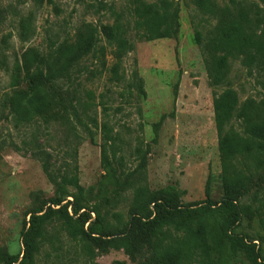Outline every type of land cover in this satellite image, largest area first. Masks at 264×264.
I'll use <instances>...</instances> for the list:
<instances>
[{
	"label": "rangeland",
	"instance_id": "374dc122",
	"mask_svg": "<svg viewBox=\"0 0 264 264\" xmlns=\"http://www.w3.org/2000/svg\"><path fill=\"white\" fill-rule=\"evenodd\" d=\"M115 9H126L127 0H109ZM180 6V29L177 38L155 40L133 36L135 47L122 58L121 82H111L108 71L92 56L82 61L79 81L83 98L95 103V114L103 121V99L109 109L108 121L116 139V156L110 151V168L124 184L117 194L116 184L105 180L102 164V133L96 131L92 142L88 134L78 127V136L68 126L54 121L50 125L42 119L30 124H17L9 107L4 104L7 91H11V69L22 60L27 48L46 51L49 35L62 38L83 22L95 25L114 20L108 12H97L89 6L91 0H0V59L7 65L0 68V251L10 255L22 254L23 232L28 226L31 211L50 205L55 185L43 170L42 162L33 152L44 150L51 153L54 169L64 170L68 151L78 148L80 183L94 186V191L81 202V212L91 218L85 224L89 228L96 219L90 209L100 206L104 223L113 226L125 223L129 218V206L134 187L138 185L158 189L175 185L181 193L183 204L200 202V205L219 202L223 198L222 168L218 149L213 99L225 86L211 84L200 48L195 40L194 25L200 23L206 31L208 23L190 0H176ZM259 2L258 0H253ZM228 5L231 0H217ZM263 7L264 13V5ZM32 16L34 34L28 40L20 38L21 21ZM264 29V24L262 25ZM105 45L107 65L114 62L113 48ZM229 86L235 88L240 100L262 96L257 78L248 73L238 56L229 58ZM137 71L143 79L144 94L134 88L127 90V82ZM23 86V85H22ZM79 88V85L78 87ZM120 106V110L115 108ZM235 129L243 131L238 118L231 121ZM105 126V124H103ZM139 148V150H137ZM210 182V200L206 189ZM264 197V183L255 186L240 200L243 207L241 219L232 229L249 241L260 243L261 259L264 246L260 240L262 227L255 208V194ZM110 197L111 200H106ZM73 201L68 196L63 203ZM72 212L71 205L69 206ZM115 213H120L121 218ZM211 260L203 263L194 260L190 264H252L245 254L232 249L227 237L220 232L215 218L210 219ZM36 264H113L123 260L125 264H142L155 249L146 246L131 258L122 248L102 251L91 242L74 239L62 223L52 219L46 224ZM94 227H96L94 225ZM0 264H6L4 260Z\"/></svg>",
	"mask_w": 264,
	"mask_h": 264
},
{
	"label": "trees",
	"instance_id": "16d2710c",
	"mask_svg": "<svg viewBox=\"0 0 264 264\" xmlns=\"http://www.w3.org/2000/svg\"><path fill=\"white\" fill-rule=\"evenodd\" d=\"M258 1L231 0L223 6L217 0H190L209 24L206 31L200 23L194 25L195 40L209 80L214 86H225L213 99L224 191L221 201L210 200L209 181L206 194L210 201L204 205L200 202L183 204L180 190L172 184L158 189L138 185L134 187L125 223L118 226L104 223L100 206H94L90 210L96 213V219L86 228L91 216L81 212L85 207L81 200L92 194L94 186L85 188L80 183L78 148L66 151L68 160L64 170L54 169L50 152L37 150L33 155L42 162L44 172L55 185V193L47 208L45 204L30 212L23 232L22 254L0 251V261L36 264L46 236V224L57 219L70 237L89 241L102 251L122 248L131 258H136L146 246L157 248L142 264H190L194 260L208 263L211 260L210 219L215 218L232 249L241 250L252 264H264L260 243L232 231L243 212L241 198L264 183V13L261 6L264 0ZM89 6L95 7L97 12L110 13L114 16L113 22L100 25L83 22L62 38L50 34L46 51L27 48L22 60L12 66V90L5 93L4 104L17 124L42 119L50 125L57 121L68 126L75 136L79 135L77 130L81 127L92 142H97L96 131L100 130L102 164L106 170L100 186L105 180H114L118 194L128 178L120 181L110 168L109 152L116 156L117 148V136L112 134L108 121L111 106L102 95L100 104L104 117L100 122L94 113L95 103L89 99L91 95L88 99L82 97L81 82L75 86L84 71L82 61L92 56L99 61L101 70L107 69L109 81L121 82L124 79L122 58L134 49L133 36L145 40L177 38L180 6L176 0H127L125 10L115 9V3L109 0H91ZM33 34L30 15L21 21L19 35L28 40ZM102 37L106 45L113 48L112 65H107L106 46L100 45ZM230 56L240 57L248 73L257 78L261 97L250 96L241 101L238 91L229 86ZM5 65L6 60L0 59V68ZM126 86L129 91L134 88L139 93L145 92L137 71ZM115 109L119 111L120 106ZM235 117L242 124V132L231 123ZM68 196H72L73 201L63 203ZM106 200L111 198L106 197ZM254 201L263 231L258 241L264 246V197L256 193ZM115 216L121 218L120 213ZM113 264H125V261L118 259Z\"/></svg>",
	"mask_w": 264,
	"mask_h": 264
}]
</instances>
